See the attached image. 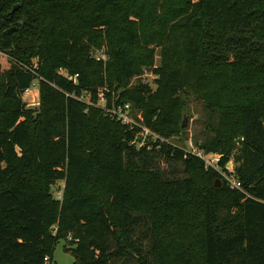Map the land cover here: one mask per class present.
Here are the masks:
<instances>
[{
	"label": "trees",
	"instance_id": "obj_1",
	"mask_svg": "<svg viewBox=\"0 0 264 264\" xmlns=\"http://www.w3.org/2000/svg\"><path fill=\"white\" fill-rule=\"evenodd\" d=\"M253 37H264V0H0V50L16 59L0 68V264H53L62 239L73 264H264V66ZM154 45L157 89L129 87ZM101 46L105 62L92 55ZM35 81L37 109L23 99ZM188 90L210 107L205 149L223 169L240 144V189L178 147L137 149L139 129L97 106L102 92L108 108L130 102L163 135L179 128ZM150 151L187 175L164 178Z\"/></svg>",
	"mask_w": 264,
	"mask_h": 264
},
{
	"label": "rangeland",
	"instance_id": "obj_2",
	"mask_svg": "<svg viewBox=\"0 0 264 264\" xmlns=\"http://www.w3.org/2000/svg\"><path fill=\"white\" fill-rule=\"evenodd\" d=\"M17 4L20 5L19 3ZM12 27L15 28L16 25L13 24ZM248 37L252 38L250 35H248ZM254 40L256 41V45L254 44L253 48V58L257 57V60L259 59L256 63L257 66H264V37L259 38V40L254 38ZM151 48L154 50V62L150 65H141L138 67L139 72H137L130 79L129 87L146 88V91L149 92H154L157 89L158 75L155 69L158 68L162 62V49L157 45H154ZM260 48H262V51H260ZM92 55L98 60H103L104 62L108 60V56L105 53V47L103 46H101V48L93 47ZM35 60L36 59L34 58L33 62H35ZM15 62L16 59L14 57L0 50V68L3 71L13 66ZM240 63L241 66L244 67L250 63L254 65L255 61L249 62V60H247ZM33 90L26 91L24 93L23 99L26 101L28 107L37 109L40 102L39 93L38 95L36 94V92H39V81L34 82ZM101 90H104V87H102ZM180 97L182 105L179 109L181 113L179 128L174 130H166V134L163 135L148 127L144 120L143 109L135 107L130 102L121 104L119 107H115L114 103L113 107L108 108L106 105V98L102 92L100 99L97 102V106L104 109L107 114L115 116V118L122 124L127 125L129 130H135L136 128L139 129L134 133V137L130 141V144L136 146L137 149L146 147L147 150H152L154 144L157 148H160L163 144H167L184 150L186 154H194L195 150H201L204 153H211L205 149L206 139L208 137H212L208 128V122L210 119V107L208 103L205 101V99L194 95L191 90H188V92L185 94L181 93ZM81 99L86 102L90 101L89 95L85 93ZM114 100L115 98L113 97L112 102H114ZM126 104L129 106L126 107ZM113 111H118L120 113L115 115ZM185 118L187 120V126L183 127L182 123ZM240 152L241 147L237 142L236 149L234 150L233 155L226 165L227 170L220 166V170H222V172H224L227 176L234 177L235 179H237L235 176V169L238 165L236 159ZM147 161L150 168L161 171L163 177L166 179H180L187 175L185 172V165L181 161L165 159L164 157L152 151L149 152ZM221 176L225 180V177L223 175ZM219 180L222 185V180ZM64 184V179H57L51 184V189L54 196H56V194L63 189ZM102 190L103 189H99L101 192ZM133 232L134 237L141 239L143 249L148 250L150 239L149 237L145 238L143 225L138 226ZM69 244L70 242H66L65 239H62L58 242L54 252L53 264H73L75 261L74 256L71 254V252L66 251V246ZM131 259V262H134L133 257ZM122 260L123 259L115 258L111 260L109 264H122Z\"/></svg>",
	"mask_w": 264,
	"mask_h": 264
},
{
	"label": "built area",
	"instance_id": "obj_3",
	"mask_svg": "<svg viewBox=\"0 0 264 264\" xmlns=\"http://www.w3.org/2000/svg\"><path fill=\"white\" fill-rule=\"evenodd\" d=\"M128 106L129 105L126 104V107ZM113 113L116 115V114H119L120 112L113 111ZM194 154H196L199 158H201L204 161L206 169L211 168V169H215L219 171L225 177L231 189H240L242 187L241 182L239 180L235 179L232 176H227L224 172H222V170H220L221 156L219 154L212 153V152L204 153L201 150H195ZM62 196H63L62 191L57 193L58 199H62ZM45 260L47 264H50L48 257L45 258Z\"/></svg>",
	"mask_w": 264,
	"mask_h": 264
},
{
	"label": "water",
	"instance_id": "obj_4",
	"mask_svg": "<svg viewBox=\"0 0 264 264\" xmlns=\"http://www.w3.org/2000/svg\"><path fill=\"white\" fill-rule=\"evenodd\" d=\"M18 7H19V5H15L14 6V8H13V10H12V13L14 12V11H16L17 9H18ZM12 30H14V28H10V29H8V31H12ZM183 127H186L187 126V120H186V118H185V120L183 121ZM216 185L217 186H220L221 185V182H220V180L219 179H217L216 180Z\"/></svg>",
	"mask_w": 264,
	"mask_h": 264
},
{
	"label": "crops",
	"instance_id": "obj_5",
	"mask_svg": "<svg viewBox=\"0 0 264 264\" xmlns=\"http://www.w3.org/2000/svg\"><path fill=\"white\" fill-rule=\"evenodd\" d=\"M33 90V86L28 90V91H31ZM34 91V90H33ZM36 92V91H35ZM39 92H36V94L38 95Z\"/></svg>",
	"mask_w": 264,
	"mask_h": 264
}]
</instances>
